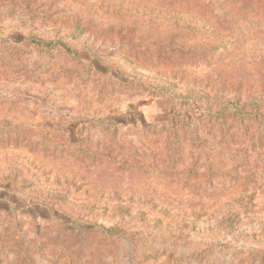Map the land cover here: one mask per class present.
<instances>
[{"label":"rangeland","instance_id":"374dc122","mask_svg":"<svg viewBox=\"0 0 264 264\" xmlns=\"http://www.w3.org/2000/svg\"><path fill=\"white\" fill-rule=\"evenodd\" d=\"M27 3L51 18L27 19ZM31 33L115 48L186 92L262 98L264 0H0V264H264V116L226 143L234 156L205 124L170 158L166 134L146 139L166 122L160 99L10 48Z\"/></svg>","mask_w":264,"mask_h":264},{"label":"trees","instance_id":"16d2710c","mask_svg":"<svg viewBox=\"0 0 264 264\" xmlns=\"http://www.w3.org/2000/svg\"><path fill=\"white\" fill-rule=\"evenodd\" d=\"M207 1L213 2V0ZM23 12L25 17L30 20H49L53 14L51 12H40L37 7L32 6L30 3L24 6ZM21 21L25 22L24 19ZM194 29L192 31L196 35L205 33V30ZM78 36L74 34L69 40L64 37L46 39L31 33L27 39L24 37L23 41H17L15 40L16 37L13 36L11 38L13 44H11L10 48L20 51L22 48L23 54L30 53L29 51L34 48L41 51H53L64 54L73 63L74 73H77L84 82L96 77L97 83H102L101 79L105 78L107 79L105 85H110L113 83L112 80H115L119 88L139 90L156 96L160 99L159 104L162 111L166 114L162 118L166 122L160 127L156 125L149 126L150 134L146 136V139L158 141L157 135L166 134L168 140L165 149L170 158H182L183 148H185L184 144L187 142L196 141L198 143L200 141L199 143H201V129L205 124H210L211 129L215 126L222 129L224 139L222 148L227 149L231 156H234L238 150L228 148L226 143L229 145L233 137L246 135L251 130L252 123L261 121L264 116V97L245 99L239 95L226 99L224 97H212L209 93L202 90L186 92L172 82L156 79L135 70L130 71L128 66L118 57L115 48L104 51L97 48L93 43L84 44L76 48L72 41ZM223 43L224 41L221 44L218 43V45L217 43L210 44L205 50L210 57L214 58L217 55L215 51L220 49ZM114 84L112 85L114 86ZM231 121L237 122L239 126L236 132H232V126L228 124ZM100 122L103 128L111 131L113 135L118 134L119 126L117 122L112 120ZM258 138L251 144L253 147L261 146V144H257ZM84 151L86 154L98 155L87 149ZM240 153L241 158H248L246 149H243ZM194 154H197L198 158H202L201 153H196L192 150V155ZM190 171L193 172L192 170ZM233 217L232 213L228 214L222 219L221 225L228 226L232 222ZM117 230V228H104L103 231L110 235H116L119 234Z\"/></svg>","mask_w":264,"mask_h":264}]
</instances>
